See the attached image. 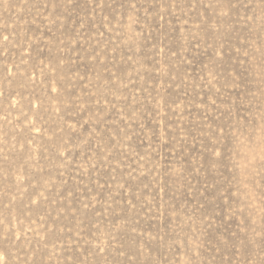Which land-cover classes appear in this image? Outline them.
I'll return each instance as SVG.
<instances>
[{"label":"rangeland","instance_id":"1","mask_svg":"<svg viewBox=\"0 0 264 264\" xmlns=\"http://www.w3.org/2000/svg\"><path fill=\"white\" fill-rule=\"evenodd\" d=\"M0 264H264V0H0Z\"/></svg>","mask_w":264,"mask_h":264}]
</instances>
